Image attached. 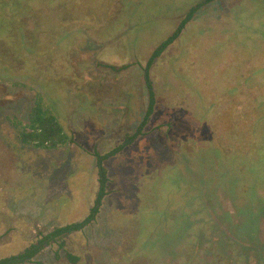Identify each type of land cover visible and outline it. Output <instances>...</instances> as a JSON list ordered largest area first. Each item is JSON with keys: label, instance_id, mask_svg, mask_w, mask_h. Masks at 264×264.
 <instances>
[{"label": "rangeland", "instance_id": "374dc122", "mask_svg": "<svg viewBox=\"0 0 264 264\" xmlns=\"http://www.w3.org/2000/svg\"><path fill=\"white\" fill-rule=\"evenodd\" d=\"M202 1L0 0V259L89 214L94 152L136 130L147 60ZM150 74L154 112L104 162L96 219L27 264H214L223 203L248 173L264 181V0L202 6ZM36 92L73 144L17 141Z\"/></svg>", "mask_w": 264, "mask_h": 264}, {"label": "trees", "instance_id": "16d2710c", "mask_svg": "<svg viewBox=\"0 0 264 264\" xmlns=\"http://www.w3.org/2000/svg\"><path fill=\"white\" fill-rule=\"evenodd\" d=\"M212 1L214 0H204L192 7L180 20L172 33L153 50L152 54L147 60L146 66L143 68V77L147 90L148 102L142 121L132 134L125 136L122 144L103 154L94 152L98 177V191L94 200V204L90 208L89 214L81 221L60 227H54L46 234H39L35 241L31 242L21 252L1 258L0 264L34 263L35 257L46 247L57 246V250H62L65 247L64 238L74 232L83 231L86 226L90 225L96 219L97 214L100 211L102 201L107 195L109 183L108 173L104 166V162L110 157L120 153L125 147L134 142L138 136L144 135V127L147 125L152 113L154 112L156 94L151 79L150 69L155 59L160 57V55L168 48V46L180 37L183 29L194 17L195 13L202 6ZM106 67L111 69L113 68V66H110L109 64H106ZM126 67L127 66H124L122 69H125ZM12 126L16 132V139L20 144L36 149L55 150L68 147L70 144L74 143L72 136L68 135L64 131L61 123L55 117L51 109L47 106L44 96L38 92H36L33 96L32 106L29 110L27 119L25 121L16 120V122L12 123ZM66 255L69 263L77 264L79 262L80 258L78 256L72 255L70 253H67Z\"/></svg>", "mask_w": 264, "mask_h": 264}, {"label": "flooded vegetation", "instance_id": "af4514ba", "mask_svg": "<svg viewBox=\"0 0 264 264\" xmlns=\"http://www.w3.org/2000/svg\"><path fill=\"white\" fill-rule=\"evenodd\" d=\"M248 173L215 219L214 264H264V181Z\"/></svg>", "mask_w": 264, "mask_h": 264}]
</instances>
